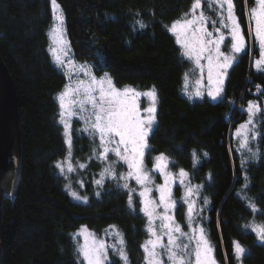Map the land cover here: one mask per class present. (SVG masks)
Listing matches in <instances>:
<instances>
[{
	"label": "trees",
	"instance_id": "16d2710c",
	"mask_svg": "<svg viewBox=\"0 0 264 264\" xmlns=\"http://www.w3.org/2000/svg\"><path fill=\"white\" fill-rule=\"evenodd\" d=\"M192 3L57 0L78 63L99 76L108 73L117 86L155 89L157 109L146 161L165 154L172 170L185 169L192 184L202 186L203 225L219 264H239L234 241L247 250L242 264H264V242L245 227L264 221V135L250 142L258 155L246 165L235 136L248 117L249 101L264 108V72L254 66L259 49L248 42L238 55L227 72L222 99L190 96L185 73L189 85L198 71L181 55L168 27ZM253 3L234 0L246 41L245 12ZM52 11L51 0H0V54L16 87L22 140L19 159H10L3 180L0 264H81L77 231L82 226L99 234L119 230L129 264H144L147 217L140 211L139 196L132 194L133 211L128 189L118 187L115 177L105 174L102 186L94 182L106 165L96 155L97 140L76 123L69 155L58 100L66 76L49 51ZM138 21L146 26L141 28ZM255 123L264 132V120ZM65 156L87 167L61 173L56 165ZM76 189L87 202L72 197ZM250 201L261 211L253 212ZM109 259L123 264L113 252Z\"/></svg>",
	"mask_w": 264,
	"mask_h": 264
},
{
	"label": "snow or ice",
	"instance_id": "6c2138e0",
	"mask_svg": "<svg viewBox=\"0 0 264 264\" xmlns=\"http://www.w3.org/2000/svg\"><path fill=\"white\" fill-rule=\"evenodd\" d=\"M202 3L206 4L214 15L207 14L202 9ZM51 5L55 23L49 36L56 47L50 45L49 51L53 54L57 66L65 68L70 80L58 96L61 109L60 123L65 129L69 155H71L72 139L69 119L65 118V114L68 118L77 116L84 122V132L92 137H99V148L102 151L96 153L98 157L107 160L108 153L112 152L118 161L127 165V173H120L119 179L132 178L141 186L140 211L147 217L148 239L141 245L144 252V264H218L214 255L215 246L208 239L205 229L197 221V208L195 201L191 200L192 187L185 185V195L181 198L188 206L186 223L189 231H184L182 226L176 222L175 216L171 214L177 206L172 193V186L177 176L166 171L168 165L164 154L154 158L153 167L163 176L164 183L155 186L159 194L158 200L152 197L153 189L149 185L153 184V179L144 165V157L145 149L149 147L148 136L155 123V89L147 93H140L131 86H124L120 89L115 86L108 73L97 78L87 69H81L88 77L87 80L73 81L71 79L72 71H74L72 61L69 60L67 65L65 64L68 51L66 40H64V16L57 0H51ZM245 16L248 21L247 41L236 15L234 0H193L189 12L184 13L181 19L174 21L168 27V30L176 36L177 44L181 46V55L195 65L192 71L195 72L198 69L200 72L199 78L195 80L197 87L194 95L202 97L203 89L206 88L207 94L213 100L222 99V84L227 69L232 67L238 55L245 51L248 42L259 49V58L254 62L255 68L258 71H264V0H254L253 6L247 9ZM138 23L141 28L146 26L142 22L138 21ZM209 24H211V29L208 27ZM222 46L228 48L227 54L221 50ZM202 60H206L207 63H201ZM205 69L207 70L206 85L202 83ZM184 79L185 89H187L188 73H185ZM141 95L150 96L153 100V106L144 109L146 116H141L137 103V97ZM246 111L248 119L239 125L235 135L239 138L240 148L246 149L251 153V158L255 159L258 150L253 151L250 142L264 135V132L258 131L255 127L257 118L264 120V108L249 101ZM118 161H112L109 167L101 173L102 178L94 182L102 186L105 174L116 177L114 165ZM56 166L60 168L61 173L64 172L60 163ZM79 167L85 168L87 165L81 163ZM67 170L72 172L75 168L69 164ZM188 175L189 173L184 169L179 170L178 176L181 184H184V178ZM245 179L247 180V177ZM81 185L83 186L82 181ZM118 187L128 189L129 208L135 211L132 194L136 190L130 188L127 182L122 185L118 184ZM200 187L202 186H196L197 189ZM244 187L247 188V184ZM70 194L76 200L87 202V197H82L77 192L73 191ZM208 203L207 198H204V204ZM249 207L253 212L261 211L254 202L250 201ZM157 221H159L158 224ZM110 227L115 228V226ZM245 227L251 228L257 239L264 242V221L259 224L245 225ZM112 234L116 242L108 244L83 228L78 235H83L84 243L80 244L77 249L81 264H112L109 259V249L113 250L114 255L120 257L123 264H129L123 234L119 230ZM233 246L234 257L239 264H242L241 258L247 250L238 241H234Z\"/></svg>",
	"mask_w": 264,
	"mask_h": 264
},
{
	"label": "rangeland",
	"instance_id": "374dc122",
	"mask_svg": "<svg viewBox=\"0 0 264 264\" xmlns=\"http://www.w3.org/2000/svg\"><path fill=\"white\" fill-rule=\"evenodd\" d=\"M191 8V7H190ZM202 9L207 13V14H209V15H214L212 12H210V10L208 9V7H207V5L206 4H203L202 3ZM199 11V10H198ZM189 12V11H188ZM54 23H55V21H54ZM54 23L52 24V27L54 26ZM52 27H51V29H52ZM208 27H209V29H211V24H209L208 25ZM64 40H66V44H67V51H68V55H67V57H66V59H65V64L67 65V61H69V60H71L72 61V67H74V71H72V76H71V79L74 81V80H77V79H84V80H87L88 79V77L87 76H85V74H84V71H82L81 69H87V70H89L93 75H95L97 78H99V77H101V76H99V75H97L96 73H94L93 71H91L90 69H89V67L88 66H86V65H84V64H81V63H78L77 61H76V59L73 57V55L71 54V47H70V44H69V41H68V38H67V35L65 34V31H64ZM50 45H52L53 47H56V45L53 43V39L50 37ZM221 50L222 51H224L226 54H227V52H228V48L227 47H224V46H222V48H221ZM53 55V54H52ZM54 58V57H53ZM259 58V57H258ZM257 58V59H258ZM255 62V61H254ZM201 63H203V64H206L207 63V61L206 60H202L201 61ZM194 67H195V65H194ZM62 68V67H61ZM63 70H64V72H65V68H62ZM71 70V69H70ZM228 70H229V68L227 69V72H228ZM197 77H196V79L197 78H199V76H200V72H199V70L197 69ZM264 72V71H263ZM227 75V74H226ZM226 75L224 76V78H223V84H222V89H223V87H224V82H225V79H226ZM65 76H66V84H68L69 82H70V80H69V76L68 75H66V72H65ZM103 76V75H102ZM190 77V76H189ZM196 79H194V81H192V82H190L189 81V85H188V87H187V90L189 91V94L191 93L192 95L191 96H194V97H198V96H196V95H194V93H195V91H196V84H195V80ZM113 80V79H112ZM113 82H114V80H113ZM193 83V84H192ZM202 83L204 84V85H206L207 84V70L205 69V72H204V80L202 81ZM65 84V85H66ZM115 84V83H114ZM115 86L117 87V88H120V89H122L124 86H130V85H123V86H117L116 84H115ZM132 88H134V89H136V91H138V92H140V93H147V92H149L150 90H142V89H138V88H136V87H133V86H131ZM64 90V88L62 89V91ZM61 91V92H62ZM203 91H204V94H203V96H208L209 98H211L208 94H207V90H206V88L205 89H203ZM60 92V93H61ZM59 93V94H60ZM156 93V92H155ZM202 96V97H203ZM137 103H138V105H139V109H140V114H141V116H146L147 115V113L146 112H144V109H146V108H148V107H150V106H153V100H152V97H150V96H147V95H141V96H139V97H137ZM154 107H155V114H156V109H157V94H156V97H155V102H154ZM258 116H259V114H258ZM65 118L66 119H69V125H70V133L72 132V131H74L76 128L74 127V124L76 123L77 125H78V128H81V126H82V128H81V131H83V128H84V122L82 121V120H80L77 116H72L71 118H68L67 117V115L65 114ZM247 119H248V117H247ZM246 119V120H247ZM74 120H76L75 122H73ZM245 120V121H246ZM244 121V122H245ZM244 122H242V123H244ZM241 123V124H242ZM154 125V124H153ZM249 127H252V125H249ZM255 127H256V123H255ZM77 128V129H78ZM153 128V127H152ZM84 132V131H83ZM151 132V131H150ZM236 132V131H235ZM84 133H86V132H84ZM88 134V133H87ZM150 134V133H149ZM71 135V134H70ZM89 135V134H88ZM236 136V135H235ZM149 137V136H148ZM237 137V136H236ZM96 140H97V143H98V150H97V153L98 152H100V151H102V149L101 148H99V144H100V140H99V137L98 136H96V137H94ZM238 138V137H237ZM118 139V138H117ZM239 139V138H238ZM147 143H148V140H147ZM148 145H149V143H148ZM250 147H251V144H250ZM252 148V147H251ZM253 150V149H252ZM238 152L240 153V155H242L243 156V163H244V165H246V163H248V162H250V161H252L253 160V158H251V153L250 152H248L246 149H241L240 148V145H239V147H238ZM109 156H112L111 157V159H110V157ZM147 156H148V148L147 149H145V157H144V165H145V167H146V169L147 170H149V175L152 177V179H153V184L152 185H149L150 187H152V189H153V192H152V197L154 198V199H157L158 200V196H159V194H158V192L156 191V189H155V186L156 185H158V184H163L164 183V179H163V176L160 174V172L159 171H157V170H155L154 169V167H153V165H154V163H155V161H154V158L155 157H157V156H155L154 158H152V162L151 163H148L147 161H146V159H147ZM159 156V155H158ZM164 156L165 157H167L165 154H164ZM102 159V158H101ZM102 161H104V163H105V165H106V168L107 167H109V165L112 163V161H118V158L115 156V154L114 153H112V152H109L108 153V159L107 160H104V159H102ZM61 163V165H62V167L64 168V171H65V173L67 174V175H70V173H73L74 174V172L76 171V168H78L79 167V164H77L78 162H74L72 159H71V157H69V156H65L61 161H60ZM69 164H71L74 168H75V171H72V172H69L67 169H68V165ZM167 169H166V171H169V172H171V173H173V174H176V176H177V178H176V180H175V182H174V184H173V186H172V193H173V198L177 201V206H176V208L172 211V213L171 214H173L174 216H175V220H176V222H178L181 226H182V228L184 229V231H189V229H188V226H187V223H186V214H187V208H188V206H187V204H185L184 202H183V200L181 199L184 195H185V185H187V186H190V187H192V189H193V195L191 196V200H193V201H195V206H196V208H197V221L199 222V224H200V226H202L204 229H205V232H206V234H207V230H206V228L204 227V225H203V220L205 219V216H206V214H205V212H204V208H203V205L201 204V200H202V197H201V193H200V188L199 189H197L196 188V185H193L192 184V182L190 181V179H189V177L187 176L186 178H184V184H181L180 183V178H179V176H178V173H179V170H172L171 169V167H170V163H169V158L167 157ZM114 168H115V172L117 173V176L115 177V179L117 180V181H119L120 182V184L122 185L123 183H125V182H127L128 184H129V187L130 188H133V189H135L136 191L135 192H133V194L135 193L137 196H139V191H141L142 189H141V186L140 185H138L137 183H136V181H135V179H132V178H129V179H127V180H124V179H119V174L120 173H124V174H126L127 173V171H128V168H127V165L126 164H124L122 161H118L117 163H115V165H114ZM184 171L185 172H187L185 169H184ZM102 173V172H101ZM105 176V175H104ZM99 180V179H98ZM74 192H77V189L74 191ZM78 193V192H77ZM140 198V197H139ZM206 206V205H205ZM178 210H179V216H181V219H180V217H178ZM160 211H162V209L160 210ZM157 224L159 223V221H157L156 222ZM83 228H86L89 232H91V233H94L95 234V236H96V238L97 239H100V240H104L106 243H108V244H113V243H115L116 242V238H115V236L112 234V233H114V231H116L115 229H108L107 230V232L105 231L104 233H101V234H99V233H96L95 231H93V230H91L89 227H87V226H82L78 231H77V236H78V239H79V241H78V244L80 245V244H83L84 243V237H83V235H78V233H80L82 230H83ZM208 236V235H207ZM146 239H148V235L146 234V238H145V240ZM208 239H209V237H208ZM144 240V241H145ZM164 240H165V242H166V240H167V238L165 237L164 238ZM210 240V239H209ZM113 252V250L112 249H109V258H110V255H111V253ZM144 253V252H143ZM215 255V254H214ZM216 258V257H215ZM166 259V258H165ZM217 260V259H216ZM218 264H219V262H218Z\"/></svg>",
	"mask_w": 264,
	"mask_h": 264
},
{
	"label": "water",
	"instance_id": "95a60500",
	"mask_svg": "<svg viewBox=\"0 0 264 264\" xmlns=\"http://www.w3.org/2000/svg\"><path fill=\"white\" fill-rule=\"evenodd\" d=\"M19 107L12 75L0 54V221L2 214L3 180L11 158L19 159L21 134ZM1 253V241H0Z\"/></svg>",
	"mask_w": 264,
	"mask_h": 264
}]
</instances>
